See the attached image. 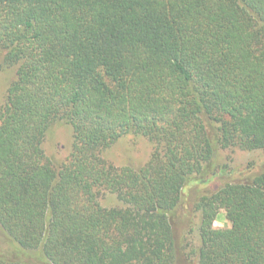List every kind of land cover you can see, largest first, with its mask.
<instances>
[{
    "label": "trees",
    "instance_id": "1",
    "mask_svg": "<svg viewBox=\"0 0 264 264\" xmlns=\"http://www.w3.org/2000/svg\"><path fill=\"white\" fill-rule=\"evenodd\" d=\"M0 52V264H264V163L207 189L221 151H264V0H0ZM128 134L139 167L102 156ZM190 186L193 249L172 224Z\"/></svg>",
    "mask_w": 264,
    "mask_h": 264
},
{
    "label": "rangeland",
    "instance_id": "2",
    "mask_svg": "<svg viewBox=\"0 0 264 264\" xmlns=\"http://www.w3.org/2000/svg\"><path fill=\"white\" fill-rule=\"evenodd\" d=\"M3 54L0 52V106L4 100L6 89L15 76V68L4 65ZM43 147L47 156L55 162H61L69 156L71 149V130L63 122L54 123L48 130ZM152 146L149 141L139 135L128 134L115 141L105 149L102 156L109 162L123 166L139 167L150 157ZM218 162L225 166V171L213 178L207 189L215 190L224 182L244 180L261 170L264 163V151L224 150L218 154ZM222 165V166H223ZM195 186H190L183 196V201L172 220L178 247L188 244L194 248L198 243L199 212L194 210L193 196ZM104 207L120 205L116 196L105 194L100 198ZM229 226L225 211L220 209L213 223L214 228ZM178 264H185V254L180 250Z\"/></svg>",
    "mask_w": 264,
    "mask_h": 264
}]
</instances>
